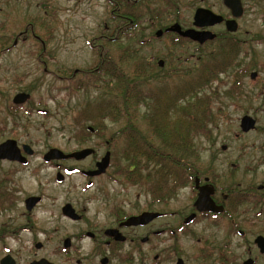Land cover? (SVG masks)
<instances>
[{
  "label": "flooded vegetation",
  "instance_id": "af4514ba",
  "mask_svg": "<svg viewBox=\"0 0 264 264\" xmlns=\"http://www.w3.org/2000/svg\"><path fill=\"white\" fill-rule=\"evenodd\" d=\"M221 3L228 15L211 7L194 10L195 13L196 9L205 8L221 15L223 20L219 23L195 27L193 13L191 26L183 28L177 24L182 29L211 32L222 26L224 33L213 32L215 38L202 44L175 33L176 36L203 46L218 40L220 35L226 38V33H235L238 27L235 32L226 30L225 21L233 16L222 0ZM168 26L161 29L163 33ZM48 28L47 24L36 25L31 17L25 18L24 27L11 43L0 42V57L13 54L17 46L28 40L36 46L37 40L40 48L34 51L31 47L25 53L36 55L35 60L47 72L44 56L48 43L38 32L45 34ZM158 61L157 66L162 67L164 62L159 66ZM77 71L81 70L73 75ZM20 93L28 98L14 102ZM9 97L6 107L1 105L4 90L0 88V144L13 141L21 159L0 158V264H264V153L254 156L246 169L239 170L238 144L221 142L217 152L215 144L207 142L204 163L197 168L190 163L192 157L183 164L187 170L182 171L148 172L141 162L143 169H130L129 176L127 170L115 167L134 164L115 162V143L104 139L70 151L61 150L65 156L46 160L44 155L49 148L42 155L43 163L49 167L48 180L41 182L35 192L23 191L21 178H33L43 172L30 168L34 149L11 134L3 113L11 118L23 110L27 116L35 111L45 115L47 110L34 107L36 104L27 106L31 100L27 91H15ZM84 129L88 136L99 131L96 124ZM7 131L10 135L3 137ZM88 136L77 141L84 144ZM233 136L238 140V132ZM118 141L136 142L131 138ZM83 149L91 151L80 158L68 156ZM108 153L105 170L93 173ZM125 157L130 158L125 155L122 159ZM3 162L8 164L6 169L2 168ZM73 176L82 184L64 185Z\"/></svg>",
  "mask_w": 264,
  "mask_h": 264
},
{
  "label": "rangeland",
  "instance_id": "374dc122",
  "mask_svg": "<svg viewBox=\"0 0 264 264\" xmlns=\"http://www.w3.org/2000/svg\"><path fill=\"white\" fill-rule=\"evenodd\" d=\"M241 1L244 13L237 21L238 30L235 33H226V38L220 35V41L203 46L190 41L176 46L172 41L175 33L164 32L156 37L155 32L175 22L183 28L191 26L194 10L199 6L211 7L216 12L228 15L221 0L141 1L137 4V11L141 15L138 23L141 29L137 26L135 31L137 37L123 34L119 45L114 41H103L105 36L114 37L116 27L111 16V4L107 0H0V42L11 43L16 33L24 27L25 18L31 17L36 25H49L45 34L38 32L48 43L44 56L47 72L35 60L36 55L25 53L31 47H34V51L40 48L37 40L36 46H31L32 40H28L26 44L17 46L13 54L0 57V88L4 90L1 105L6 107L12 92L24 90L31 94L27 106L36 104L34 107L47 110L45 115L35 111L30 116L23 110L11 118L3 113L4 121H9L8 126H11V134L34 149L30 168L43 172L33 178H21L23 191L35 192L41 182L48 180L46 172L49 167L43 163L42 155L49 148L70 151L94 141L110 139L115 143L114 161L123 160L129 164L130 158L122 159L125 154L121 151L126 147L118 141L124 139L118 133L125 128L126 121L121 118L114 121L110 117L112 112L105 107L106 102L112 99L113 92L106 93L102 85L100 88L81 85V88L75 89L96 66L100 52H108L112 59H116L122 44L128 53L137 55L134 62L146 60L150 66H156L158 60L164 62L160 71H150L152 76L141 84L143 94L152 91L157 96L162 92L174 93L183 82L189 81L195 70L206 63L207 54L217 53L220 46H233V58L229 59L227 71L210 79L206 84L207 89L200 92L207 97L206 132L188 140L187 152L179 156L185 159L184 165L192 157L190 163L197 168L204 163L207 142L215 144L217 152H220L218 147L221 142L233 146L238 144L239 170L246 169L249 160L264 153V0ZM149 16L153 18L150 21ZM212 31L220 34L225 32V28L215 27ZM176 54H180L182 59L177 58ZM129 62L132 63L131 60ZM176 67L181 71L178 76L173 73ZM76 70H88V73L77 71L73 75ZM252 72L256 73L253 79L250 77ZM62 76L68 79H60ZM158 111L159 108L155 109L149 100L142 101L138 120L133 124L135 129L151 137L149 122L151 118L156 119ZM243 116L255 121L254 128L247 133L239 128ZM10 120L15 124H11ZM95 124L99 128L97 135L88 136L84 128ZM235 132H238V140L233 136ZM7 135H10L9 131L4 132L3 137ZM85 136H88V140L84 144L77 141ZM7 166L3 162L2 168L6 169ZM122 168L115 167L116 170ZM81 184L82 180L73 176L64 185Z\"/></svg>",
  "mask_w": 264,
  "mask_h": 264
},
{
  "label": "trees",
  "instance_id": "16d2710c",
  "mask_svg": "<svg viewBox=\"0 0 264 264\" xmlns=\"http://www.w3.org/2000/svg\"><path fill=\"white\" fill-rule=\"evenodd\" d=\"M107 1L111 4V16L116 22V27L113 30L114 37L105 36L103 41H114L119 45V39L124 36L123 34H129L131 38L137 37L136 28L141 27L140 24L138 25L141 15L137 11V4L141 0ZM165 1L171 3V0ZM151 19H153L152 16H149L148 21ZM172 41L177 46L188 40L175 36ZM216 41H220L219 38ZM120 46L122 50L115 57L116 59H112L108 52L104 54L100 52L96 66L91 69L88 76L83 78L82 84L76 85L75 89L81 88V85L96 88L102 85L106 93L113 92L112 99L106 102L105 107L112 112V114L109 113L111 119L116 121L121 118L126 121L125 128L120 130L118 136L136 140V142H126L121 145L126 147V150L121 152L130 157L129 164H134V167L122 168L129 172V176H131L130 169L136 172L143 169L140 166L141 162L144 163V169L148 172L158 169L187 170V167L182 165L185 159L180 158L179 155L186 150L188 140L206 132L207 97L200 92L207 89L206 84L210 79L227 71L230 65L229 59L233 58V46L231 44L220 46L217 53L207 54L206 63L195 70L189 81L183 82L174 93L162 92L158 96L152 91L143 94L141 84L143 85L144 80L152 76L150 71H160L161 67L152 64L150 66L146 60L134 62L137 55L128 53V49L123 44ZM97 50L100 51L99 48ZM176 57L182 59L180 54H176ZM179 72L181 71L178 67L173 70L177 76ZM145 100H149L155 109L159 108L156 119L151 118L149 122L151 137L133 126L139 117V106ZM157 140L159 142L155 144Z\"/></svg>",
  "mask_w": 264,
  "mask_h": 264
},
{
  "label": "water",
  "instance_id": "95a60500",
  "mask_svg": "<svg viewBox=\"0 0 264 264\" xmlns=\"http://www.w3.org/2000/svg\"><path fill=\"white\" fill-rule=\"evenodd\" d=\"M223 3L229 8L231 11V15L233 16L230 19H227L225 21L226 30L229 32H235L237 30L238 24L236 22V18H239L243 13V6L241 3V0H222ZM223 20V17L221 15L215 14L212 11L205 9V8H198L196 9L194 13V23L193 25L195 27H205V26H212L216 23H219ZM166 32H174L178 34L181 37L188 38L192 41H196L200 44L204 43L207 40H213L215 38V34L208 30H196L195 28H188V29H182L181 26L177 23H174L170 26H168L165 29ZM163 34V30L159 29L155 32V36L159 37ZM158 65L162 66L163 61L159 60ZM256 76L255 72H252L250 77L254 78ZM26 98H28V95L20 93L15 96L14 102H20L24 101ZM255 121L248 117L243 116L240 121V128L242 131H248L250 129L254 128ZM90 149H83L77 152H74L68 156H75L76 158L83 157L90 153ZM62 156H65L64 153L57 148H51L49 149L45 155L44 158L46 160L54 159V158H61ZM0 158H10V159H21L19 155L18 148L15 146V143L13 141H6L2 144H0ZM109 161V153L106 154L102 158V160L98 163V169L94 171L93 173H100L107 167ZM33 201V198L32 200Z\"/></svg>",
  "mask_w": 264,
  "mask_h": 264
}]
</instances>
